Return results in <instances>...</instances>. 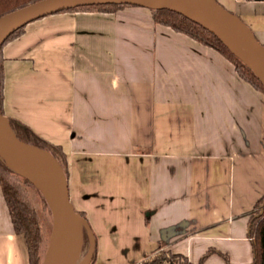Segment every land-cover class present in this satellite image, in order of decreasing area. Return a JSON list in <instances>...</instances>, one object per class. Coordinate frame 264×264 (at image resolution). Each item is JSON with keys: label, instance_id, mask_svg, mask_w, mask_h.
Masks as SVG:
<instances>
[{"label": "crops", "instance_id": "obj_1", "mask_svg": "<svg viewBox=\"0 0 264 264\" xmlns=\"http://www.w3.org/2000/svg\"><path fill=\"white\" fill-rule=\"evenodd\" d=\"M216 1L264 45V0ZM0 67L2 113L65 161L90 264H136L161 242L193 264L252 263L264 93L220 52L143 6L73 7L6 39ZM0 264H29L1 187Z\"/></svg>", "mask_w": 264, "mask_h": 264}, {"label": "water", "instance_id": "obj_2", "mask_svg": "<svg viewBox=\"0 0 264 264\" xmlns=\"http://www.w3.org/2000/svg\"><path fill=\"white\" fill-rule=\"evenodd\" d=\"M124 3L169 9L198 23L213 33L264 87V45L240 17L216 0H31L0 13V46L15 30L39 17L78 6ZM0 161L32 183L49 210V228L39 264H90L94 236L86 218L70 201L67 175L60 160L47 147L18 136L1 112Z\"/></svg>", "mask_w": 264, "mask_h": 264}, {"label": "trees", "instance_id": "obj_3", "mask_svg": "<svg viewBox=\"0 0 264 264\" xmlns=\"http://www.w3.org/2000/svg\"><path fill=\"white\" fill-rule=\"evenodd\" d=\"M29 1L31 0H0V13L25 4ZM95 6L115 10L124 6L136 5L124 3L100 4ZM150 10L152 12V17L156 23L168 26L174 31L184 33L194 40L198 41L199 43L220 52L234 65L236 73L242 79L249 82L256 89L264 93V87L262 86L261 82L254 76L253 72L247 66H245L236 56H234L213 33L178 12L169 9ZM23 27L15 30L6 39L18 33ZM1 85L2 70L0 67V101ZM0 112L2 113L1 107ZM12 128L21 138L28 139L33 143L37 142L35 136L32 135L31 131L28 128L16 124H12ZM50 151L56 156L53 150ZM62 164H65V161H62ZM24 185L33 186V184L26 178L15 174L10 169L5 167L4 164L0 161V187L7 209L9 211L13 230L15 233L23 235L26 241L29 264H39L42 256L43 245L41 225L39 223L38 215L34 206L26 197L25 190L23 188ZM41 204L43 208L46 207L43 199H41ZM260 205H262L261 213H259ZM256 207H258V215L252 214L250 216V234L253 236L254 243V258L251 264H264V194L257 201ZM163 245L164 243L161 242L152 255L136 264H193L180 253H172L170 250L160 248ZM202 260H200L197 264H202Z\"/></svg>", "mask_w": 264, "mask_h": 264}, {"label": "rangeland", "instance_id": "obj_4", "mask_svg": "<svg viewBox=\"0 0 264 264\" xmlns=\"http://www.w3.org/2000/svg\"><path fill=\"white\" fill-rule=\"evenodd\" d=\"M89 7H92V6H89ZM59 160L62 164L63 159L59 158ZM62 166L64 167V169H66L65 164H62ZM23 188L25 190L26 197L29 199V201L34 206L36 213L38 215V220H39V223L41 225V232H42V238H43V242H42V244H43L42 245V252H43L45 241H46V236H47L48 228H49V220H50L49 210H48L47 206L45 208L42 207L41 195L36 190V188L34 186H25L24 185ZM260 206L262 207V205H260Z\"/></svg>", "mask_w": 264, "mask_h": 264}]
</instances>
